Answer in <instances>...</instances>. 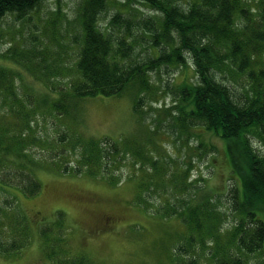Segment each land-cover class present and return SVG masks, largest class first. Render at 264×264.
I'll return each mask as SVG.
<instances>
[{
    "label": "rangeland",
    "instance_id": "1",
    "mask_svg": "<svg viewBox=\"0 0 264 264\" xmlns=\"http://www.w3.org/2000/svg\"><path fill=\"white\" fill-rule=\"evenodd\" d=\"M83 1L47 0L29 22L0 21V239L7 245L26 240L21 249L0 250V264H175L192 256L193 251H177L186 242L187 227L178 213L166 218L152 202L169 196L173 201L175 194L187 197L174 188L186 174L194 196L213 195L228 210L230 189L243 185L237 166L241 158L235 157L243 147H228L214 131L179 119L180 88L198 78L190 57L185 65L150 73L152 90L144 94L141 111L135 109L141 95L133 85L119 95L72 98L71 82L79 77ZM262 1L246 4L256 12ZM106 3L102 28L116 13L134 21L162 17L146 2ZM251 16L255 21L257 14ZM253 60L257 71L264 67V49ZM226 73L219 79L244 98L245 87L254 82L247 74ZM104 137L121 147L133 144L115 170L118 182L99 175V169L96 174L85 171L87 166L81 173L72 170L84 165L79 161L88 152L87 139ZM251 142L264 153V139L255 135ZM153 158L163 166L157 174ZM33 179L41 187L29 194L26 187ZM157 181L167 187L162 194L149 187ZM236 216L229 213L214 225L219 244L227 242ZM211 241L196 250L204 264H211L210 253L217 248ZM244 257L255 264L261 253Z\"/></svg>",
    "mask_w": 264,
    "mask_h": 264
},
{
    "label": "trees",
    "instance_id": "2",
    "mask_svg": "<svg viewBox=\"0 0 264 264\" xmlns=\"http://www.w3.org/2000/svg\"><path fill=\"white\" fill-rule=\"evenodd\" d=\"M47 0H0V21L11 17L29 22ZM61 0H58L60 2ZM146 2L159 11L160 19L132 20L127 14L116 13L104 28L100 18L105 12L106 0H84L80 9L81 47L76 62L79 77L71 82L72 98L97 95H119L128 87L136 86L141 97L135 109L141 111L144 94L152 90L151 72L168 71L172 66L185 65L190 57L195 65L197 80L184 83L180 88L182 105L178 117L186 124L196 122L214 131L231 146L242 145L240 157L242 187L234 185L228 193V210H222L213 195H193L194 189L186 174L180 176L176 191L183 190L187 197L174 194L175 200L153 201L158 212L166 218L177 213L187 227L186 242L177 251L190 254L175 264H204L196 250L208 244L216 245L210 253L211 264H250L244 254L261 253L255 264H264V153L253 147L252 137L264 139V67L254 68V56L264 49V0L261 9L252 12L246 0H133ZM257 18L252 22V16ZM142 34V35H139ZM144 34V35H143ZM77 39V37H75ZM138 46L143 50L138 52ZM18 52H12L15 61ZM228 64V69L222 66ZM231 70L247 74L250 83L244 98L234 93L231 83L219 79L218 74ZM6 68L2 74H5ZM135 84V85H134ZM120 143L110 137L87 139L85 149L74 172L85 171L115 182L116 169L133 149V144ZM142 149L137 153L141 155ZM154 173L159 169L158 159H152ZM245 163V165H244ZM64 170L70 171L67 166ZM187 173V171H186ZM164 181L149 186L156 193L167 190ZM41 184L33 179L26 187L29 194L40 190ZM172 187V186H171ZM180 187V188H179ZM173 188V187H172ZM148 204V202H146ZM151 204V205H152ZM145 205V204H144ZM229 213L236 214L227 242L219 244V230L214 225ZM43 233H46L44 231ZM26 240L7 242L0 239V250H18ZM14 246L10 248L9 246Z\"/></svg>",
    "mask_w": 264,
    "mask_h": 264
}]
</instances>
